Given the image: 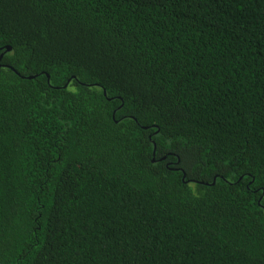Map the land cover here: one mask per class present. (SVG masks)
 <instances>
[{
    "label": "trees",
    "instance_id": "trees-1",
    "mask_svg": "<svg viewBox=\"0 0 264 264\" xmlns=\"http://www.w3.org/2000/svg\"><path fill=\"white\" fill-rule=\"evenodd\" d=\"M2 54L0 264H264V0H0Z\"/></svg>",
    "mask_w": 264,
    "mask_h": 264
},
{
    "label": "water",
    "instance_id": "water-1",
    "mask_svg": "<svg viewBox=\"0 0 264 264\" xmlns=\"http://www.w3.org/2000/svg\"><path fill=\"white\" fill-rule=\"evenodd\" d=\"M12 49H11V47H7L6 48V52H10ZM3 57H4V54H2L1 56H0V62L2 61V59H3ZM1 64V63H0ZM49 77V76H48ZM27 79H34V77H28ZM156 148V147H155ZM155 154V153H154Z\"/></svg>",
    "mask_w": 264,
    "mask_h": 264
}]
</instances>
